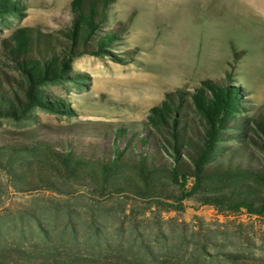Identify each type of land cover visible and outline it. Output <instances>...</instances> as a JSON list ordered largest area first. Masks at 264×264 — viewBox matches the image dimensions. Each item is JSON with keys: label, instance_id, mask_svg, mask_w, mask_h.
Here are the masks:
<instances>
[{"label": "rangeland", "instance_id": "374dc122", "mask_svg": "<svg viewBox=\"0 0 264 264\" xmlns=\"http://www.w3.org/2000/svg\"><path fill=\"white\" fill-rule=\"evenodd\" d=\"M72 1L19 0L16 18H0L4 87L12 90L18 77L5 52L13 32L30 28L42 38L50 35L59 50L72 20ZM105 11L95 38L116 31L110 52L74 56L70 74L79 75L81 84L70 79L47 87L72 113L36 109L22 122L4 120L0 144L39 140L79 153H109L118 127L142 130L151 108L168 94L190 99L204 80L239 87L243 115L262 111L264 0H108ZM247 136L229 145H245L246 163L264 168L261 139L257 136L255 145ZM34 165L27 173H12L0 161V251L40 250L48 231L66 255H140L148 264H179L203 255L195 264H264V214L220 213L193 199L177 210L167 204L174 202L171 196L108 193L68 176L63 167L52 173L37 161ZM39 173L51 187L41 184ZM70 227L78 232L75 240ZM100 236L105 242L99 243Z\"/></svg>", "mask_w": 264, "mask_h": 264}, {"label": "trees", "instance_id": "16d2710c", "mask_svg": "<svg viewBox=\"0 0 264 264\" xmlns=\"http://www.w3.org/2000/svg\"><path fill=\"white\" fill-rule=\"evenodd\" d=\"M107 3L108 0H73L72 20L64 30L66 39L59 50L50 35L42 38L39 31L30 28L13 32L5 52L18 77L12 90L0 80V127L4 120L29 119L36 109L72 113L69 105L48 94L47 87L70 79L81 84L79 75L70 74L74 56L110 52L109 47L117 39L116 31L107 30L100 39L95 38L105 20ZM20 7L19 0H0V18H16ZM241 97L239 87L204 80L190 93V99L181 92L177 97L168 94L162 103L151 108L142 130L118 127L109 153H79L69 146L56 147L39 140L7 142L0 144V161L12 173L17 169L27 173L36 168V161L52 173L63 167L68 176L108 193L171 196L168 198L174 202L167 204L177 210L183 209L184 200L193 199L213 205L220 213L245 209L263 215L264 168L254 162L246 163L245 145L232 147L229 142L251 131L256 139L249 135L252 140L248 142L257 145L258 136L264 150V106L259 113L243 115ZM233 129L238 132L232 133ZM127 134L130 136L122 144L121 139ZM38 178L41 184L52 186V181L41 173ZM68 231L75 240V228ZM41 238L40 250L25 246L10 253L1 250L0 264H101V260L104 264H148L140 255L118 254L114 259L83 257L71 251L66 255L58 250L57 237L45 231ZM100 241L105 239L100 236ZM200 259L205 260L199 255L179 264H195Z\"/></svg>", "mask_w": 264, "mask_h": 264}]
</instances>
